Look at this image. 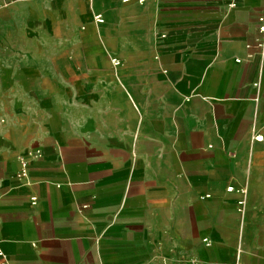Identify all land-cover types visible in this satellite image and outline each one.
Listing matches in <instances>:
<instances>
[{
	"label": "crops",
	"instance_id": "0c3cea01",
	"mask_svg": "<svg viewBox=\"0 0 264 264\" xmlns=\"http://www.w3.org/2000/svg\"><path fill=\"white\" fill-rule=\"evenodd\" d=\"M259 17L0 0V264H264Z\"/></svg>",
	"mask_w": 264,
	"mask_h": 264
},
{
	"label": "built area",
	"instance_id": "2783aa9c",
	"mask_svg": "<svg viewBox=\"0 0 264 264\" xmlns=\"http://www.w3.org/2000/svg\"><path fill=\"white\" fill-rule=\"evenodd\" d=\"M124 1H128V0H124ZM97 20L99 21V18H97ZM258 22L260 24V26H259L260 32L264 33V17H259ZM255 140L256 141L260 140V138L256 137ZM228 190H231V188H228ZM0 259L4 260V255H3L2 251H1V249H0Z\"/></svg>",
	"mask_w": 264,
	"mask_h": 264
}]
</instances>
